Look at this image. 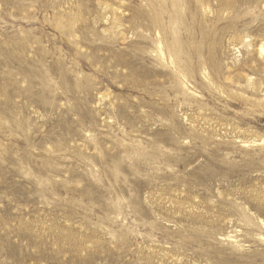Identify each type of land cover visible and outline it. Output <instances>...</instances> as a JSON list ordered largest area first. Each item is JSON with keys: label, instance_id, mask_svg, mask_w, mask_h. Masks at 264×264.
Segmentation results:
<instances>
[{"label": "rangeland", "instance_id": "rangeland-1", "mask_svg": "<svg viewBox=\"0 0 264 264\" xmlns=\"http://www.w3.org/2000/svg\"><path fill=\"white\" fill-rule=\"evenodd\" d=\"M0 264H264V0H0Z\"/></svg>", "mask_w": 264, "mask_h": 264}]
</instances>
